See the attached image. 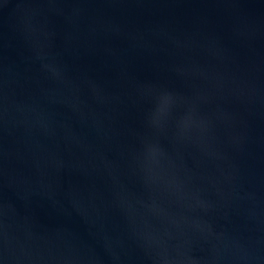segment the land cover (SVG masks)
<instances>
[{"label":"water","instance_id":"1","mask_svg":"<svg viewBox=\"0 0 264 264\" xmlns=\"http://www.w3.org/2000/svg\"><path fill=\"white\" fill-rule=\"evenodd\" d=\"M0 264H264V0H0Z\"/></svg>","mask_w":264,"mask_h":264}]
</instances>
